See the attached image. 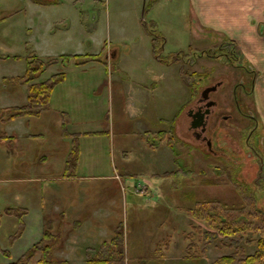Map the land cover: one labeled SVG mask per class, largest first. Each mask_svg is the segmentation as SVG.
Wrapping results in <instances>:
<instances>
[{"label": "rangeland", "instance_id": "obj_1", "mask_svg": "<svg viewBox=\"0 0 264 264\" xmlns=\"http://www.w3.org/2000/svg\"><path fill=\"white\" fill-rule=\"evenodd\" d=\"M134 8L133 0H0V45L5 48L0 50V91L7 86L9 99L17 104L26 102V87H18L16 92V87L1 77L22 76L31 56L56 61L42 74V81L64 74L61 86L51 93L48 112L27 119V131L35 138L23 167L13 161L14 166L5 169L1 158L4 145L0 144L1 218L4 208L23 206L26 214L20 243L35 237L36 230L42 236L38 211L53 226L55 221L64 223L60 240L75 221L99 227L94 240L102 233L106 238L109 230H119L130 264H138L137 258L150 261L152 248L168 240L172 258H177L189 235L197 243L192 252L197 258L191 264H213L230 255L238 259L252 256L257 251L256 235L223 237L189 213L200 203L215 202L235 211L230 218L241 219L245 216L241 212L253 201L264 212V140L262 145L258 140L264 138V114L263 110V115L258 114L256 84L264 63L257 58L256 65V55H248L241 45L196 38L187 29L193 25L189 20H164L157 27L148 1L143 22L159 39L155 56L168 64L177 60L178 67H160L139 48L127 54L131 60L124 72L116 65L78 68L75 55L100 56L103 61L107 55H115V50L123 52L124 46L139 43L137 29L146 30L141 19V27L137 26ZM121 20H127L124 28H118ZM118 29L132 33L131 37L120 39ZM204 52L211 55L200 57ZM92 79L101 86L89 88L81 97L70 92L74 84ZM126 83L129 87L123 86ZM219 83L221 87L211 94L217 107L208 128V147L192 136L187 113L197 106L205 89ZM143 85L152 93L147 101L140 94ZM60 111L71 114L74 123H79L81 116L88 118L71 126L73 133L85 129L104 132L98 138L72 140L78 154L74 168L68 170L72 179L67 181L61 171L70 139L59 142L57 137L56 112ZM172 127H177L176 134L157 137ZM145 131L158 150L143 143L148 136ZM43 168L47 173L40 174ZM37 200L42 203L41 210ZM0 224V238L6 242L16 228L2 219Z\"/></svg>", "mask_w": 264, "mask_h": 264}, {"label": "crops", "instance_id": "obj_2", "mask_svg": "<svg viewBox=\"0 0 264 264\" xmlns=\"http://www.w3.org/2000/svg\"><path fill=\"white\" fill-rule=\"evenodd\" d=\"M148 1L150 3V16L152 18L153 23L157 25V27L159 26V23L162 22L164 23V20L169 23H173L177 18L180 19L182 18L186 21L189 20L193 22V25L187 26V29L189 30L190 34L195 35L196 38H204L205 40L207 38H216V40H218V43L221 45L229 46L231 43L234 44L236 47L241 45L242 48L246 49L248 55H256L255 56L256 65H258L259 62L264 63V0H157L155 3H153L155 0H133L135 4L134 19H136V24L139 27H141L139 23L140 19L143 22V18H144L143 15L145 13L146 5ZM140 9L142 13H140ZM178 11H180V14ZM119 17L121 18V16ZM124 22H127V20H121V22L118 24V28H121ZM122 28H124V26ZM118 32H119L118 37H120V39L128 36L131 37L132 35V33L128 34L126 31H123L122 29H118ZM136 33H138V37H139L138 44L135 43L133 44V46H124L123 52L122 51L120 52L119 49H117L115 50V55L113 56L107 55L103 61H102V57L98 56L100 59L99 62L88 61L83 65H77L78 68H84L86 66L91 65L96 68L104 69V67H108V66L115 67L116 65L119 71L121 70L122 72H124V70L128 69L127 64H129L130 62L129 60H131V58H127V54L131 51L132 53H134L139 48L143 50L145 56L148 58L150 62L155 63L160 67L179 66L178 62L174 61L173 63L171 62V64H168L156 58L152 43V37L148 35L143 28L137 29ZM164 38H165V42L168 43L167 36H164ZM157 44H159V41L157 42ZM190 47L192 48L193 46ZM4 49L5 48L2 45H0V50L4 51ZM240 50L242 49L240 48ZM0 54L2 53L0 52ZM75 56L84 57L81 55H75ZM85 57H96V56L90 55ZM257 58H259V62ZM139 61L140 63L145 62L144 60H139ZM140 65L141 64L138 63V66ZM20 76L21 75L19 74L12 73L10 74V76L1 77V79H13ZM41 77L39 80H41ZM63 80L57 85H55V87L61 86ZM93 80L94 79L90 81ZM90 81L83 80L80 81L79 83L74 84L73 85L74 87L70 89V92L72 94L74 93L75 97L76 96L81 97L84 94V92L86 94L89 88H92L94 86L96 87L101 86L98 80H94L93 84H91ZM182 84L184 85L183 82ZM256 84H257V98L260 104V111H258V114L263 115L264 114V70L262 72V77L259 78ZM128 85L129 84L126 83L123 86L129 87ZM143 87H145V89L141 91L140 94L144 97L145 101H147L148 98L152 97V93L151 90H147L146 86L143 85ZM17 89L18 87H16V92H18ZM7 90H9L7 86H3V89H1L0 91V102L2 103L0 109L20 107L25 104V103L17 104L16 102L14 103L13 99H9L6 96L5 92ZM181 91L183 92V87H181ZM20 94L22 96V93ZM195 97L196 96H192V99H194ZM17 102L20 103V101L18 100ZM50 102H51V98L49 100V103ZM262 110H263V114H262ZM46 112H48V110H46ZM184 115L181 118H183ZM56 116L59 119V127L57 129L58 130L57 137L58 139H60L59 142L70 139L65 149L66 150L64 156L65 161L63 162L64 169L61 171L64 174V178H62L64 179L63 181H67L72 179L71 176L66 177L65 175V166L70 157L72 148L74 147L75 144V142H72V140H77L81 137L89 138V139L95 137L98 138V136H101L104 132H100V131L89 132L88 131L89 129H85L83 130V132L80 131L73 133L70 131L71 126L82 124L88 118L86 116H81L80 122L74 123V121L71 118V114H68L66 111L56 112ZM27 119L25 118L15 119L9 123L0 124L2 128L0 135V144L4 145V147H2L1 149V158L3 160L5 169L7 170L9 167L14 166L12 163L13 161H16L17 164H20L23 167L22 163L25 161L26 157L28 156L27 152L29 151V147H30L29 144L33 140V138H35V136H33L27 131L28 124L30 123V121H27ZM175 128L172 127L169 132L158 133L157 137L163 139L164 136L170 133L171 131L174 132ZM145 134H148V136L143 138V143H146L148 146L152 147L154 151L158 150L159 148L157 147V144L152 145L153 143H151V138H149L151 137L149 132L145 131ZM31 162H33V160H31ZM53 163L55 165H59L57 161H54ZM10 170H12V168ZM39 173L45 174L47 173V169L43 168ZM37 203L39 204V209L41 210L40 208V206H42L41 201L39 202L37 200ZM15 205L16 207L12 209H24L23 206H20L18 204ZM9 208L10 207L4 208V211ZM38 213L40 214V224L43 233L44 223H45L44 215L40 211H38ZM23 218L24 216L22 217V219ZM1 219L4 222L9 223L8 225L11 226L13 229L16 228L15 229L16 232L15 230L14 232L15 234L17 233L18 225L14 217H9L4 215ZM63 224H60L58 221H55V226H53L52 228L53 233L61 234L60 232L62 228H64ZM93 226L94 225L92 223H88V222H83V223L78 221L73 222L71 227L66 228L69 229L70 231L62 235L63 238L54 248L52 253L53 260L66 261L69 264H86L87 257L89 256L95 257L96 255H98V253L101 251L102 245L104 243H110L113 240L116 232L113 231L112 233H110L109 230L107 235H105L106 238L102 233L101 234L102 237L100 238L101 240L100 239L94 240L93 237L95 236V234L97 235V231L100 230V228L96 227V229H93ZM22 234L23 231L21 235ZM21 235L14 239L13 238L14 234H13L8 237L6 242L2 241L0 238V264H12L20 260L23 257V255H25V253L29 249H31L35 243H37L36 241L41 239L40 238L41 234H38L37 230L34 234L35 237L23 243H20L22 242V238H20ZM159 243L156 244L154 248H152L151 250L152 255L150 256L151 257L150 261H143L141 258L136 257L137 258L136 261L138 262V264H191V261H193L187 257V250L190 244L189 242H185L181 246V250L178 251L179 256L177 258H174L175 260L172 258L171 255V252L173 250L171 249L172 243L169 240L162 241ZM162 243L164 244L162 245ZM160 245L165 246L164 247L165 249L164 250H162V248L160 249ZM39 258H40V254H38L34 258L33 262H31L30 264H37ZM130 262H131L130 259H128L126 256V264H130Z\"/></svg>", "mask_w": 264, "mask_h": 264}, {"label": "trees", "instance_id": "obj_3", "mask_svg": "<svg viewBox=\"0 0 264 264\" xmlns=\"http://www.w3.org/2000/svg\"><path fill=\"white\" fill-rule=\"evenodd\" d=\"M155 0L153 3H155ZM145 30L148 35L152 37L154 52L156 54V46L159 39L149 30L148 26L144 23ZM211 55L210 53H202ZM233 59L236 58V52L232 50ZM215 57L220 58L222 56ZM9 57L6 59L8 60ZM76 65H83L88 61H98L99 57H73ZM55 60L43 61L36 56H31L26 59V68L22 76L13 79H2L4 83L15 87H26V102L20 107L0 109V124H6L15 119L38 118L43 112L48 110L49 100L51 93L58 83L63 80L64 75L57 74L45 81H40V77L45 70ZM177 62V60L175 61ZM196 92V91H195ZM197 93V92H196ZM196 93L193 96H196ZM173 135L174 132L169 133ZM169 147L174 150L173 144L168 140ZM154 145V144H152ZM77 149L74 144L70 157L65 166V175L69 176L68 170L74 168L75 161L77 160ZM215 185V183H209ZM248 210V211H247ZM247 211V213H244ZM234 210L228 209L219 203L204 202L197 205L195 209L190 211V215L200 222H204L209 229L215 231L218 235L223 237L232 238L238 235L252 234L258 237L256 242L257 251L252 256H242L238 259L236 255H230L218 259L213 264H264V212L257 208L256 202L249 203L247 208L241 212L245 214L244 217L233 219L229 214H234ZM6 216L14 217L17 221L18 231L14 234L13 238L21 235L24 224L22 217L25 216L24 209H6L3 213ZM62 217V216H61ZM1 219V215H0ZM53 223L51 221L45 222L41 239L29 249L23 257L12 264H30L34 258L40 254L37 264H69L66 261H54L52 253L54 248L58 245L61 234L53 233ZM76 228V227H75ZM74 230V229H73ZM209 234H207L208 236ZM192 235L186 237L190 242L187 250V257L190 260H196L197 256L192 254L197 249V243L193 242ZM192 240V241H191ZM164 243H162L163 245ZM161 246V245H160ZM124 238L122 232L116 231L113 240L110 243H104L101 251L95 257H87L86 264H126V254H124Z\"/></svg>", "mask_w": 264, "mask_h": 264}, {"label": "flooded vegetation", "instance_id": "obj_4", "mask_svg": "<svg viewBox=\"0 0 264 264\" xmlns=\"http://www.w3.org/2000/svg\"><path fill=\"white\" fill-rule=\"evenodd\" d=\"M218 86L220 87L221 85L219 84ZM211 94L212 93L208 95L206 100L202 98V95H200L197 101V106L188 112V117L189 119H191L189 129H190V132L192 133V136L196 140L206 143L208 147H211V144H210L211 137L210 135H208L209 133L208 128L210 125V120L214 114V108L217 107L216 101L211 99ZM246 94L250 95V93L247 91H246ZM248 116L251 117V115H248ZM258 140H259V144L262 145L263 143L262 140H264V138L260 137ZM246 143L250 145L249 141H246Z\"/></svg>", "mask_w": 264, "mask_h": 264}, {"label": "water", "instance_id": "obj_5", "mask_svg": "<svg viewBox=\"0 0 264 264\" xmlns=\"http://www.w3.org/2000/svg\"><path fill=\"white\" fill-rule=\"evenodd\" d=\"M218 87H219V86H214V87H210V88L205 89V90L201 93L202 98L206 100V98L208 97V95H209L210 93H214V92H216V91L218 90ZM212 105H213V104H212Z\"/></svg>", "mask_w": 264, "mask_h": 264}]
</instances>
